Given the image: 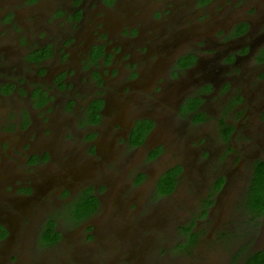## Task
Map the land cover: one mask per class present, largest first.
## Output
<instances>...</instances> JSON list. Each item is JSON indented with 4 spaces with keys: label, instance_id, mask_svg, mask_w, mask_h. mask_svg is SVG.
<instances>
[{
    "label": "rangeland",
    "instance_id": "obj_1",
    "mask_svg": "<svg viewBox=\"0 0 264 264\" xmlns=\"http://www.w3.org/2000/svg\"><path fill=\"white\" fill-rule=\"evenodd\" d=\"M52 2L50 0L48 6L46 0H37L24 13L19 10L25 1L12 5L17 18L4 31L6 35L0 38L7 39V42L0 43V76L22 82L24 86L18 90L23 96L29 86L35 85L36 73L52 68L51 60L31 69H25L22 61V54L29 45L42 43L37 37L46 41V35L50 33L47 20H52L56 12L52 9L61 6L55 7ZM193 2L136 1L141 15H147L146 20L155 25V35L169 36L165 34L168 30L165 22H170L172 32L178 31L179 37L171 47H166L165 54L155 52L154 40L147 45L143 56L152 72L140 78L135 87L130 85L121 63L113 69L115 79L103 87L102 97L108 100L104 125L88 133L100 131L98 137L101 138L103 130L109 127L123 130L136 116L150 119L155 125L145 143L137 148L115 142L113 135L99 140L106 144L109 162L102 167L100 187L101 199L106 205L86 224L75 226L60 221L57 231L63 238L52 248L39 242L35 225L29 220L9 217L11 220L7 225L11 237L0 244V258L4 264H242L247 252L264 250V218L258 220L247 211L241 215L244 220L241 224L212 233L211 227L221 229V223H225L231 213L232 192L226 189L216 195L205 188L207 180L216 172L224 177L232 172L243 177L246 165H242L241 157L248 161L245 156L249 159L262 157L255 154L257 150L264 154V108L256 96L264 91L263 74L256 76L258 65L250 56L232 66L229 79L221 81L217 73L224 71L227 56L223 57L225 52L215 47L225 38L222 34L226 18L242 15L243 9L254 12V8L249 7V0H212L206 8L198 3L205 8L201 10ZM155 6L166 8L167 12L164 19L156 23L151 18ZM119 7L118 3L114 9ZM197 12L200 14L196 17ZM257 16H264V13L259 12ZM196 42L198 47H195ZM248 45L254 44L250 42ZM241 46V42L234 41L229 52H240L244 47ZM185 50L198 53V64L176 78L169 77L172 60ZM75 57L72 51L67 66L71 72L75 69ZM140 68L141 65L138 70ZM72 83L74 92L80 90L84 98L91 93L89 82L79 83L76 75ZM205 84L212 85L213 90L215 85L221 84L222 89L208 97L210 93L203 90ZM225 84L229 85L228 90H223ZM41 85H49L48 77L41 81ZM200 96L202 123L177 110L186 98ZM6 107L9 110L0 111V121L7 113L13 117L16 108L26 118L28 103L24 98ZM51 117L56 125L51 121L44 125L49 131L51 146L71 148L72 142L81 140L87 133L78 131L76 111L61 110L57 104ZM226 126L232 128L229 135L224 133ZM33 129L39 132L38 127L33 126ZM28 131L23 134L24 140ZM56 155L53 151L52 157ZM49 166L47 163L41 168L45 175L50 172ZM171 168H177L181 173L180 184L171 196L161 197L155 190L156 179ZM135 174L139 175L138 182L132 180ZM191 179L195 192L192 195L185 188V182ZM201 197L212 200L216 197L218 204L210 217H203L208 219L207 222L187 234L182 229L193 228L191 225L197 216ZM22 245L24 251L19 249Z\"/></svg>",
    "mask_w": 264,
    "mask_h": 264
},
{
    "label": "flooded vegetation",
    "instance_id": "obj_2",
    "mask_svg": "<svg viewBox=\"0 0 264 264\" xmlns=\"http://www.w3.org/2000/svg\"><path fill=\"white\" fill-rule=\"evenodd\" d=\"M23 1H25L24 5L22 4ZM36 1L0 0V9H2L0 10V38L6 35L4 31L17 18L16 12L12 11L11 6L17 2L22 4L19 12L24 13ZM48 1L46 0V4L49 6L50 0ZM136 1L53 0L52 5L59 7L61 4V6L60 9H52L56 12L52 16V20H47L50 30L48 34L50 35H46V41L40 38L41 36L37 37V41L42 43L38 46L29 45L22 54L25 69H31L34 66L40 67L49 60L53 61L52 68L50 70L45 69L40 74L36 73L37 82L35 81V85L33 83L27 88L24 96L19 91L23 88L21 86H24L22 82L0 76L1 112H7L9 108L6 106L17 104L21 98H24L28 103L25 119L16 108L13 117L7 113L5 118L0 121V244L11 237L7 225V222L11 220L8 219L9 217L22 221L29 220L35 225L36 238L41 244L50 248L63 238L57 231L60 221L69 222L75 226L92 221L101 207L106 205L101 199L100 187L103 182L102 167L109 162L106 144L100 143L99 140H104L109 135H113L115 142L137 148L145 143L147 135L154 129L155 125L150 119L136 116L123 130L114 127L103 130L101 138L98 137L100 131L97 134L88 133L89 130L99 129L104 125V111L108 106V100L102 97L104 94L103 87L111 79H115L113 69L116 64L121 63L124 66L123 69L130 85L135 87L140 78L147 77L152 72L150 66L146 65V57L143 56L148 49L147 45L154 40L155 52L165 54L166 47H171L179 37L178 31L172 32L170 22H165L169 30V33L167 30L165 34L167 33L169 36L162 37L160 33L155 35L153 31L155 25L153 26L151 22L146 20L147 15H141L142 11L138 8ZM154 1L159 2L160 0ZM186 1L190 3L188 0ZM190 1L192 3V0ZM211 1L194 0L193 4L198 10H201L208 7ZM64 3H66L65 10L62 9ZM118 3L120 7L114 9ZM198 3L206 5L205 8L199 6ZM249 4V7L254 8V12L249 13L243 9L242 15L227 17L226 27L222 34V38H225L220 44L218 42L215 45L217 50L225 52L222 54L223 57L227 56L224 60V71L217 73L220 75L221 81L229 79V69L232 66L240 60L246 61L250 56L258 65L256 76L263 74L261 78H264V16H257L259 12L264 13V0H249ZM166 13V8L158 9V6H155L151 18L155 20V23L156 21L160 22ZM127 14L129 20H127ZM199 14L200 12H197L196 17ZM179 17L181 18V14ZM114 31V35H111ZM16 41H18L17 38ZM234 41L241 42L244 46L239 50L240 52H229L232 50L230 47ZM5 42L7 39L0 40L1 44ZM138 42L141 45H138ZM250 42L254 45H248ZM198 46L196 42L195 47ZM72 51L76 56L73 72L67 67L71 60ZM126 53H129V56H126ZM198 62V53H194V51L185 50L177 54L170 65L169 77L176 78L187 73ZM139 65H141L140 70H138ZM143 71H146L144 75L142 74ZM74 75H76V80L79 83L82 81L89 82L91 93L86 98L81 95L80 90L74 92L75 85L70 84ZM46 77H48L49 85L43 86L41 81ZM130 85L129 90L131 89ZM219 89H222L221 84L215 85L214 90L210 84H205L203 87L204 91L210 93L208 97L218 94ZM228 89L229 85L225 84L223 90ZM256 96L259 97V102L264 108V91ZM200 99L201 96L200 98L188 97L179 104L177 110L181 114L202 123L204 117L199 109ZM194 102H197V105L195 108L194 105L191 108ZM57 104L61 110L76 111L78 131H87L81 140L72 142V147L68 149L51 146L49 131L44 128L47 121L56 125V121L52 120L51 115L56 110ZM247 111L249 112V109ZM33 122L35 125H32ZM33 126L38 127L39 132L33 131ZM228 129L230 132L226 133ZM27 130H29L28 135L24 140L23 134ZM231 131L232 128L228 126L224 129V133L227 135ZM53 151L57 155L52 157ZM255 154L257 156L261 154L262 157L249 159L245 156L248 161L241 157L242 165H246L243 177L234 172L224 177L216 172L210 180H207L205 188L210 189V192L216 195L226 189L232 192L231 213L226 222L221 223V229L217 230L215 227H211L212 233L215 230V233H219L224 228L231 229L235 225L241 224L244 221L241 215L245 211L251 214V217L254 216L248 208L246 194L253 177V166L257 162L264 161V154L261 151L257 150ZM47 163L50 165V172L45 175L41 168ZM168 171H177V168H171L166 172ZM166 172L161 174L155 182L156 193L161 197L171 196L180 184L181 173L178 172L173 190L168 194L158 193L157 184ZM132 180L138 182L139 175L135 174ZM191 181L192 179L185 182V188L192 195L195 192L191 186ZM85 192H89V195L95 198V210L87 217L74 221L72 217L74 213L70 214L71 211L79 203L89 202L84 196ZM217 204L216 197L213 200L206 199V197L198 199V213L191 225L193 228H184L182 231L187 234L195 232L194 228L207 222L208 219L203 217H210ZM262 218H264V213L256 219L261 220ZM50 223L54 224V228L60 237L52 245L41 241V234L48 230ZM179 231H181L180 228ZM193 237L194 235L191 238L193 239ZM24 248L23 245L19 247L22 251ZM255 252H264V250L247 252L241 263L245 264L247 258ZM0 264H4L1 258Z\"/></svg>",
    "mask_w": 264,
    "mask_h": 264
},
{
    "label": "trees",
    "instance_id": "obj_3",
    "mask_svg": "<svg viewBox=\"0 0 264 264\" xmlns=\"http://www.w3.org/2000/svg\"><path fill=\"white\" fill-rule=\"evenodd\" d=\"M193 105L195 108L197 102H194L191 108ZM229 132L230 129H228L226 133ZM178 172V169L177 171L166 172L157 184V192L160 194L170 193L174 188L175 177ZM84 196L87 197L89 202H81L74 210L71 211L70 214L74 213L72 215L74 221L87 217L95 210V198L92 195H89V192H85ZM246 202L249 206L248 208L250 209V212L254 215L253 217L257 218L264 213V161L257 162L253 166V177L250 181L249 189L246 194ZM59 238V233L55 230L53 223H50L48 230L41 234V241L48 245L55 244ZM245 264H264V252H255L251 254L247 258Z\"/></svg>",
    "mask_w": 264,
    "mask_h": 264
}]
</instances>
